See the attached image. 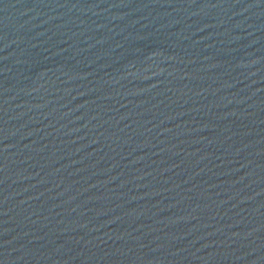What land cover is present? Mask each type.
Listing matches in <instances>:
<instances>
[{
	"label": "water",
	"instance_id": "95a60500",
	"mask_svg": "<svg viewBox=\"0 0 264 264\" xmlns=\"http://www.w3.org/2000/svg\"><path fill=\"white\" fill-rule=\"evenodd\" d=\"M0 264H264V0H0Z\"/></svg>",
	"mask_w": 264,
	"mask_h": 264
}]
</instances>
